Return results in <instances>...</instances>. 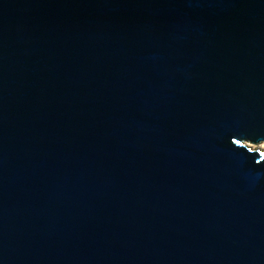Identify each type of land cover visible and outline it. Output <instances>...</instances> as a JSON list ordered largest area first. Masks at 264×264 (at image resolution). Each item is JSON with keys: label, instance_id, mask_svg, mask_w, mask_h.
Segmentation results:
<instances>
[{"label": "water", "instance_id": "1", "mask_svg": "<svg viewBox=\"0 0 264 264\" xmlns=\"http://www.w3.org/2000/svg\"><path fill=\"white\" fill-rule=\"evenodd\" d=\"M0 264H264V0H0Z\"/></svg>", "mask_w": 264, "mask_h": 264}]
</instances>
